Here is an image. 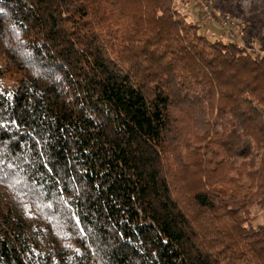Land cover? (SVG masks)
Returning a JSON list of instances; mask_svg holds the SVG:
<instances>
[{
  "label": "trees",
  "instance_id": "1",
  "mask_svg": "<svg viewBox=\"0 0 264 264\" xmlns=\"http://www.w3.org/2000/svg\"><path fill=\"white\" fill-rule=\"evenodd\" d=\"M198 1L0 0V264H264V35Z\"/></svg>",
  "mask_w": 264,
  "mask_h": 264
},
{
  "label": "rangeland",
  "instance_id": "2",
  "mask_svg": "<svg viewBox=\"0 0 264 264\" xmlns=\"http://www.w3.org/2000/svg\"><path fill=\"white\" fill-rule=\"evenodd\" d=\"M208 3L212 9L213 3L219 6L216 10L217 16L223 13L227 20H232L241 27L242 25L250 27L248 30L252 32L253 37L250 46L255 50L258 49L260 39L264 35V0H210ZM178 7L186 14L188 21L199 24L200 34L211 40L222 38L223 28L211 16L210 8L207 7L206 2L199 0L198 4L191 3L187 8L180 5ZM251 27L254 29L251 30ZM252 214L255 217L253 225L263 223L264 217L261 210L253 208Z\"/></svg>",
  "mask_w": 264,
  "mask_h": 264
},
{
  "label": "built area",
  "instance_id": "3",
  "mask_svg": "<svg viewBox=\"0 0 264 264\" xmlns=\"http://www.w3.org/2000/svg\"><path fill=\"white\" fill-rule=\"evenodd\" d=\"M206 9V8H205ZM235 23L232 21V20H226L224 23H223V28H228L229 26H233Z\"/></svg>",
  "mask_w": 264,
  "mask_h": 264
}]
</instances>
